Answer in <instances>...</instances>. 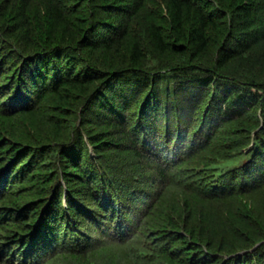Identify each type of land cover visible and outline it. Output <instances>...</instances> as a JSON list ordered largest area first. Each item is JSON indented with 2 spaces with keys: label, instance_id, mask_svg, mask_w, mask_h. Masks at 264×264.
<instances>
[{
  "label": "trees",
  "instance_id": "trees-1",
  "mask_svg": "<svg viewBox=\"0 0 264 264\" xmlns=\"http://www.w3.org/2000/svg\"><path fill=\"white\" fill-rule=\"evenodd\" d=\"M158 4L0 0V264H264V196L237 225L222 208L264 194V74L229 66L264 40V0Z\"/></svg>",
  "mask_w": 264,
  "mask_h": 264
},
{
  "label": "rangeland",
  "instance_id": "rangeland-1",
  "mask_svg": "<svg viewBox=\"0 0 264 264\" xmlns=\"http://www.w3.org/2000/svg\"><path fill=\"white\" fill-rule=\"evenodd\" d=\"M123 1H127V0H123ZM157 1H158L159 4L161 3V0H157ZM158 5H155V6L158 8ZM162 9H163L162 10L163 13H165V11H166L165 8H162ZM144 13H145L144 10L138 11L137 14H136V17L133 19V21H132V32H133V34H138V35L143 34L144 27L142 25V22L146 20V17H145ZM139 18H141L142 20L139 21ZM143 45H145L146 47L148 46V44L146 42H143ZM252 61L255 63L254 66L252 67V69L255 71V73L258 74V75H263L264 74V40L258 41L255 45L250 47L249 50L246 51L243 55H241L240 57L230 61L229 62V66H234V68H240V71H243V69H246V67H248L249 63H251ZM51 101L52 100H51L50 97H45L43 99V102L41 103L42 105H39V106H36V107L33 106V108H34L33 111H32L33 115L26 116V120H27V118H29L28 119L29 120L28 121L29 124H26V120H23L24 121L23 123L26 125L25 131H30V133L36 134V136L41 137L45 133V131L48 130V128H50L51 125H50V122H49L50 121L49 118H50L51 115L48 116V114H51L53 110L50 109V108H47L46 105H48ZM44 104H46V105H44ZM63 118L62 117L56 118L59 121V124L61 126V127L58 128L59 130H64V129H61V128L62 127L64 128L66 126V123L68 122L67 120H64ZM245 121H247L249 123H253V125H255L256 122H255V116H254L253 111H249L245 115V118H244L243 122L239 121V122L233 123L232 125L231 124L227 125L226 128H224V131L228 130L227 131L228 133L235 134V136L236 135L242 136L244 131H245L244 128H246V127H241L242 125L240 126L238 124L241 123L243 125H246L247 122H245ZM18 122H20V121H18ZM236 124L238 126H233V125H236ZM28 125H29V130H28ZM2 130H3V126L1 127V122H0V131H2ZM224 131L222 130V131H220L218 133V136L216 138H214V141L212 143L213 147L210 148L213 151L216 150V152H217V154L219 156H225L226 152L229 150V146L226 143H223L221 145L219 143V141L224 140L222 138V136L225 133ZM12 135H14V134H12ZM19 138H21L19 135H18V137H16V135H15V136H12L9 139V141H10L11 144H21L22 140L20 139L21 140L20 141ZM24 143H26V142H24ZM5 149H6V147H4L2 150L4 151ZM225 150H227V151H225ZM50 162L51 163L49 165H47V167L55 166V161L54 162L50 161ZM30 179L31 178L26 176V179H25L26 180V183H25L26 186L21 187V188L14 187V189H13V193L15 195H18L19 193L21 194L20 195L21 197H19V199L21 200L20 202H22V203H26L29 200H32L34 198V194L32 192H33V188L35 187V184L34 183L31 184L30 183ZM259 195H261V196H259ZM262 196H264L263 192H260V193L259 192H257V193L255 192V193L250 194L249 196H245L246 199L249 197L250 199L253 200L251 203H250V201H248V199L246 201L245 199H241V197H239L240 199L238 198L237 202L235 201L233 204H230L228 206L223 205L222 208L224 210L225 209H228L229 211L232 210V212L235 215H237V216L233 217L234 214L231 215V213H230V218H229L230 220L228 219V223L232 222V220H233V222L237 225L236 221H238L237 219H239L240 217L234 211H240L239 207L240 208L244 207L243 211H241L242 214H240V216L242 218H248V216H250V214L253 213V211H254L253 209L257 210L260 207L259 206V203H260L259 201L262 199ZM256 199L259 200V201H257ZM209 204L213 205V203H209ZM207 206L208 205H206V203H204V207H205L204 211H205V213L207 212L206 213V219H207L206 221L207 222L209 221V222L212 223L213 221L221 220V218L222 219L226 218V216L222 214V211L220 209L218 210L216 208V206H215V208L208 209V211L206 210ZM259 216L264 221V209H262V211L259 214Z\"/></svg>",
  "mask_w": 264,
  "mask_h": 264
}]
</instances>
